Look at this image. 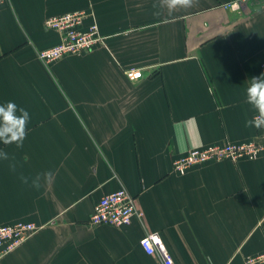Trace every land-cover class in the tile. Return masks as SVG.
<instances>
[{
  "label": "crops",
  "instance_id": "1",
  "mask_svg": "<svg viewBox=\"0 0 264 264\" xmlns=\"http://www.w3.org/2000/svg\"><path fill=\"white\" fill-rule=\"evenodd\" d=\"M235 1L198 0L172 15L158 0L0 5V103L30 114L22 148L0 143L10 157L0 160V226L38 227L0 264H161L140 247L149 233L176 264H244L264 252V156L184 175L172 167L192 148L264 136L244 126L245 92L264 63V0L224 8ZM78 11L104 45L45 66L38 52L61 40L46 19ZM130 68L142 78L130 81ZM121 187L141 216L90 226L93 205Z\"/></svg>",
  "mask_w": 264,
  "mask_h": 264
},
{
  "label": "built area",
  "instance_id": "2",
  "mask_svg": "<svg viewBox=\"0 0 264 264\" xmlns=\"http://www.w3.org/2000/svg\"><path fill=\"white\" fill-rule=\"evenodd\" d=\"M5 1L0 0V5ZM224 8L238 12L245 10L242 0L226 3ZM85 17L84 12L78 11L46 19L45 27L56 31L61 40L58 44L38 52L37 56L45 66L69 55L90 53L98 45H104L105 38L100 35L96 23L93 22L88 27H83ZM260 71L264 73V63H261ZM125 75L130 81H137L143 76L141 69L138 68L125 70ZM260 156H264V136L261 142L225 143L192 148L185 155L175 159L172 167L175 173L184 175L189 168L209 161L236 162L243 158L255 160ZM135 216H141L136 209V199L121 187L101 197L93 205L88 224L94 227L108 225L123 228L129 226ZM36 231L38 227L31 222L20 221L0 226V260L19 248ZM139 244L146 255L157 257L161 264H176L172 254L157 233L146 234L140 239ZM244 264H264V252L247 256Z\"/></svg>",
  "mask_w": 264,
  "mask_h": 264
},
{
  "label": "clouds",
  "instance_id": "3",
  "mask_svg": "<svg viewBox=\"0 0 264 264\" xmlns=\"http://www.w3.org/2000/svg\"><path fill=\"white\" fill-rule=\"evenodd\" d=\"M196 3L198 0H158L153 7H159L162 12L172 15L178 10L192 8ZM245 103L250 106L253 115L245 120L244 126L264 130V73L250 79L245 92ZM29 121L30 114L25 108L19 107L13 101L0 103V143L14 144L17 148H22L27 137ZM9 159L7 152L0 151V160ZM9 167L15 171L14 163ZM24 182L27 183L26 178ZM32 186L38 189L40 184L37 180H33Z\"/></svg>",
  "mask_w": 264,
  "mask_h": 264
}]
</instances>
